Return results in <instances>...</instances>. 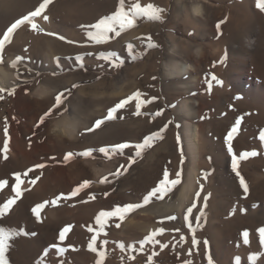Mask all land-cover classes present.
<instances>
[{
	"label": "rangeland",
	"instance_id": "obj_1",
	"mask_svg": "<svg viewBox=\"0 0 264 264\" xmlns=\"http://www.w3.org/2000/svg\"><path fill=\"white\" fill-rule=\"evenodd\" d=\"M41 3L0 0V39ZM136 3L162 9L161 18L141 17L97 43L90 26L120 0H51L32 18L36 29L20 25L0 50V126L13 149L4 162L0 142V205L15 198L17 174L26 183L0 217V227L27 233L9 241L7 264H209V257L212 264H264V11L258 0H124V9ZM192 125L194 188L179 209L166 207L187 179ZM233 127L230 154L225 138ZM153 134L137 155L135 146ZM119 144L129 147L113 151ZM246 152L256 155L240 159ZM165 171L169 181L179 172V181L145 201ZM37 204H44L39 222ZM129 204L140 206L105 217L102 229L96 223L101 211ZM93 235L96 251L88 247ZM54 244L66 250L58 254Z\"/></svg>",
	"mask_w": 264,
	"mask_h": 264
},
{
	"label": "snow or ice",
	"instance_id": "obj_2",
	"mask_svg": "<svg viewBox=\"0 0 264 264\" xmlns=\"http://www.w3.org/2000/svg\"><path fill=\"white\" fill-rule=\"evenodd\" d=\"M50 2H51V0H43V3H41L39 5V7L36 8L35 11L24 16L22 19L16 20L15 23H13L7 29V31L4 33L3 38L0 39V50H2L4 48L5 43L9 41L10 34L13 33V31L15 29H17L20 25L28 23L31 25V27L33 29H36L37 25L32 22V18L39 16L41 14V12L45 9V7ZM257 7H259V9L261 11H264V0H258ZM161 11H162V9H159V8L155 7L154 5L149 4L146 6H141L139 3H136L130 9L125 10L124 9V0H120L119 6L117 7L116 11L112 15H110L106 18H102L95 25L90 26L91 28L95 29V31L90 32L89 36L91 39L95 40L97 43L104 42L107 39L108 33H115L116 35H119L121 31H125L129 28L134 27L135 21L141 17H143L144 19H147V20H159L161 18L160 17ZM44 19L47 20V16H45ZM217 27H219V25H217ZM149 46L154 47L155 45H149ZM129 50H131V45H129ZM19 59H21V58L17 57V60H19ZM212 80H214L217 85L222 84V81L216 79L215 76H212ZM210 88H211V83H209V89ZM0 91H3V89H0ZM138 96H139V93H137L136 96L133 98H136ZM59 103H60V98L57 97V104H59ZM124 103H126V101H122L121 103L117 104L114 108H112L109 111L107 118L111 119L112 114L114 112H116L117 109L122 108L124 106ZM136 108H137V110H139V108H140L139 103L136 104ZM157 115H159V113H157ZM101 123H102V121H97L96 126H99ZM239 124H240V120L238 119L236 121V125L238 126ZM236 132H237V127H233L227 133V136L225 138V142L228 145V152L230 154L232 153L230 141L232 140L233 135ZM5 134H7L6 128H5ZM154 138H157V134H153L151 136L146 137L142 144L136 145L135 147L138 150L136 154L139 155L140 154L139 150H142L144 147L148 146L150 144V141H152ZM260 139H261V141H264V132L261 133ZM128 147H129V145H127V144H119V145H116L114 147L113 151L123 150V149L128 148ZM100 151L106 152L107 149L101 148ZM87 154L88 153H85V155H87ZM255 155H256L255 152L242 153L240 155V159H244V158H247L249 156H255ZM237 165H238V160L235 157V155H233L231 167H232L233 172L236 173L237 177H240V173L237 171ZM39 167H42V165H40ZM176 177H177L176 180L169 181L168 180V173H167V171H165L164 179L160 181L159 185L156 188H154L152 191H150L147 194V196H145V198H144L145 201H147L148 199H150L153 196H156L157 193L162 194L165 191L170 190V186L175 185L179 181V177H180L179 172L176 173ZM16 180H17L16 184L12 186V191L15 192V198L8 199L5 203L0 205V217L7 214L11 205L15 203V199L19 198L21 195V192L19 190L20 189V176H19V174H17ZM5 183H6L5 181H0V189H2L4 187ZM239 184H240V187L243 189L244 193L246 194L248 191V188H247V185L245 184V181L242 177H240V179H239ZM84 186L85 185H81V188ZM76 194H77V192L73 191L71 195L75 196ZM196 195H197V197H199V192ZM206 199H207V197H205V200ZM139 206L140 205L129 204V205L125 206L124 208L117 207V208H115L114 211H107V212L101 211L99 216H97V218H96V223L98 225H100V227L102 229L103 225H104V218L105 217H112V216H116L118 214L123 215L124 213H127L129 210L135 209L136 207H139ZM43 207H44V204H37L35 207L32 208V213L36 217L38 222L40 221L39 212H40V209H42ZM194 207H196L195 204H193V206L188 209V213H191L192 209ZM202 214L203 213L201 211V215L196 216L197 227L199 226V221L201 219ZM185 220L188 223L189 230L194 232L195 228L192 227L191 222L188 220L187 216L185 217ZM68 231H69V227H65L63 230H61L59 232V237H58L59 241L65 240V235ZM89 231H92V229L89 228ZM258 234L260 236L261 245H264V227L258 229ZM18 235H27V233H25L23 231V229H20L18 231L16 229H9V228H5V227H0V264H7V261L5 259V253H6V249L9 247V241L14 239ZM153 235H155V233ZM247 236H248V233L245 231L243 233L245 243L248 242ZM96 239H97L96 235H93L92 240L88 245L89 249L92 251H96V248L94 247ZM148 240H151V237H147L145 241L141 242V244L147 242ZM181 240H183V237H181ZM103 243H107V241H103ZM192 243H193V245L197 244V241L195 238H193ZM205 244H207V242H205ZM119 246L121 247V249H123L122 244ZM50 247H55L58 254H62L66 250V249L58 247L55 244L51 245ZM47 254H48V249H45V255H47ZM97 255L102 258L103 253H97ZM97 264H101V261L98 260ZM186 264H189V262H186ZM209 264H212L211 257H209ZM237 264H239V258H237Z\"/></svg>",
	"mask_w": 264,
	"mask_h": 264
},
{
	"label": "bare ground",
	"instance_id": "obj_3",
	"mask_svg": "<svg viewBox=\"0 0 264 264\" xmlns=\"http://www.w3.org/2000/svg\"><path fill=\"white\" fill-rule=\"evenodd\" d=\"M1 70L2 69H0V72H3V70L2 71ZM172 72H174V71H172ZM179 72H181V71H179ZM38 89L40 90V88H38ZM38 94L41 95L43 93H38ZM64 123H66V122H64ZM64 125H66V124H64ZM67 127H69V126H67ZM187 138H188L187 139V148L189 150L190 157H191L189 169L187 170V179H186L184 185H182V189H180L177 201H175V202L174 201H166L164 203V205L166 207H169V206L175 207L176 206V208L179 209L182 206V204L185 202V200L188 198V194H190L189 192H191L194 188L193 185H194V181H195L196 174H197V166H196V164H197L196 163L197 146H198V127H197V125H192L189 127V133H188ZM0 142L2 143V149H1L2 150V154H1L2 160L5 162V161H8V159H9V161H10V158L12 156L11 154H13L12 144L10 143V139L8 138V136H6L5 129H3L2 126H0ZM20 153H21V155H23L22 151H20ZM25 187H26V183L24 182V180H20V189H19L20 192H23Z\"/></svg>",
	"mask_w": 264,
	"mask_h": 264
}]
</instances>
